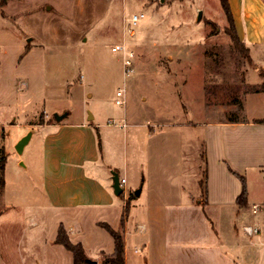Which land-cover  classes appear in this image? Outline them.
Segmentation results:
<instances>
[{
	"label": "rangeland",
	"instance_id": "obj_1",
	"mask_svg": "<svg viewBox=\"0 0 264 264\" xmlns=\"http://www.w3.org/2000/svg\"><path fill=\"white\" fill-rule=\"evenodd\" d=\"M135 13L144 17L131 26L129 18ZM226 27L219 0H13L0 6V158L6 156L0 171V264H21L23 259L26 264H45L41 238L47 236L43 210L48 200L40 145L47 129L37 124L53 120L55 113L68 112L64 122L94 125L98 153L97 127L103 131L100 126L108 120L137 124L128 128L139 130L134 140L128 135L124 139L123 129L108 128L118 139L115 149L106 152L120 163L111 168L120 178L123 158L127 163L139 158L145 165L146 134L154 124L183 136L195 135L190 143L183 137L179 154L170 150L164 154L188 158L180 168L181 184L186 192L197 189L206 194L207 167L202 139L197 137L202 127L197 123L264 115V106L258 114L245 106L252 91L241 84L244 68L247 81L260 77L235 49ZM120 43L133 54V72L127 77L122 51H111ZM255 59L264 70V54ZM219 77L227 82L213 86ZM123 87L126 103L118 106L116 91ZM185 118L193 123H185ZM31 129L19 154L15 145ZM194 174L196 185L191 180ZM259 174L260 180H248L254 199L264 195V171ZM124 175L128 182L123 189L133 194L131 204L140 203L144 194L136 196L134 190L142 188V173L138 185L127 169ZM255 202L259 211L252 212L248 203L241 213L258 227L254 239L264 241V202ZM235 225L236 229L230 228L240 240L245 235L240 222ZM6 247L14 248V256L7 255ZM61 261L66 264L64 257Z\"/></svg>",
	"mask_w": 264,
	"mask_h": 264
},
{
	"label": "crops",
	"instance_id": "obj_2",
	"mask_svg": "<svg viewBox=\"0 0 264 264\" xmlns=\"http://www.w3.org/2000/svg\"><path fill=\"white\" fill-rule=\"evenodd\" d=\"M228 2L236 33L248 48L252 62L260 67L255 57L264 54V0ZM4 13L2 16L7 17ZM246 73L248 68H244L242 85H260L259 74L260 80L251 82L247 81ZM218 79L220 82L214 81L213 86L223 87L226 79ZM202 85L205 95L207 81ZM245 106L258 114L264 106V92L252 90ZM262 119L264 115L235 116L197 123L202 127L197 137L202 139L207 167L205 195L197 189L186 192L181 184L180 168L188 158H168L164 154L167 150L179 154L183 139L186 137L185 141L190 143V137L195 135L183 136L174 129H161L159 123L149 127L145 165L139 164V158H130L129 163L123 158L122 164L121 178L126 177L127 169L136 185L140 184L142 173L140 195L144 194V198L138 204H131L129 191L122 188L123 194L119 196L112 188L111 168L120 163L108 158L106 151L115 147L118 138L108 128L116 125H109L107 121L100 126L104 128L101 132L97 127L98 153L94 149L92 124L63 120L37 124L47 129L40 145L44 193L48 200L43 210L47 236L41 238L45 264H62V257L66 264H73L71 252L54 242L60 224L72 243L82 245L87 258L102 264L105 255L113 252L114 241L99 222L107 223L114 230L120 229L122 222L124 264H264V241L259 236L254 239L259 229L257 233L247 234L244 227H258L247 223L241 213L248 203L253 212L255 201L264 202V195L254 199L248 183L251 177L260 180L259 173L264 171V122L258 121ZM126 124L124 128L116 127L123 129L124 139L128 136L136 139L139 130L128 128L137 124ZM232 171L243 176L246 182L244 205L238 203L241 181ZM191 180L197 184L195 174ZM261 181L264 194V179ZM260 209L258 206L257 211ZM237 222L246 238L239 240L237 232L230 228L236 229ZM33 224L37 226L39 222L33 221ZM5 250L7 255L14 256L13 247ZM28 256L30 261L31 253ZM23 261L21 264H26Z\"/></svg>",
	"mask_w": 264,
	"mask_h": 264
},
{
	"label": "trees",
	"instance_id": "obj_3",
	"mask_svg": "<svg viewBox=\"0 0 264 264\" xmlns=\"http://www.w3.org/2000/svg\"><path fill=\"white\" fill-rule=\"evenodd\" d=\"M6 0H0V6H2L5 3ZM220 6L225 14L226 21H227V27L225 28V33L229 36L233 46L235 49H237L241 54L245 56V58L248 60L249 64L255 68L258 71V74L262 77V82L257 87H251V91H263L264 92V71L262 68L258 67L256 64H254L250 58L248 48L245 46V44L239 39L231 10L229 7L228 0H219ZM2 15H5L2 13ZM210 23V22H208ZM28 50V49H27ZM26 50V51H27ZM55 121V119L51 120L50 122ZM261 122H264V119L258 120ZM38 124H43V122H39ZM6 162V156L3 155L0 158V171L1 173L4 170ZM238 179L241 181V193L238 197V203L239 205H244L246 196H247V188H246V182L244 180V177L233 172ZM0 182H2L0 178ZM123 193H120L119 196H122ZM132 193H130V197H132ZM99 226L103 227L113 238L114 241V250L111 254L105 255L104 260L102 261V264H124V242H123V235H122V222H121V228L118 230H114L111 228L107 223L105 222H99ZM54 242L57 244H61L66 250L70 251L72 254V260L73 264H89L87 262V256L83 250V247L80 243H72L67 235V232L62 224H60L57 228V234L54 239Z\"/></svg>",
	"mask_w": 264,
	"mask_h": 264
},
{
	"label": "built area",
	"instance_id": "obj_4",
	"mask_svg": "<svg viewBox=\"0 0 264 264\" xmlns=\"http://www.w3.org/2000/svg\"><path fill=\"white\" fill-rule=\"evenodd\" d=\"M144 15L143 13L140 14H133L130 18H129V23L132 25L136 24L141 18H143ZM130 35H133V31L130 30ZM111 51L116 52V51H122L123 53V58H122V63L124 66V76H128L133 72V54L132 51H130L124 44L120 43V44H116L114 46L111 47ZM125 96V88H118V90L116 91V99H115V104L118 106H122L125 104L126 99L124 98ZM109 125H116L119 126L121 128H124L127 126L126 122L123 120L121 123H116L113 120H108L107 122ZM119 184L120 186L123 188L124 184H125V178H121L119 180ZM258 210V206L257 205H253V212H256ZM244 231L247 234H252V233H257L258 232V228L253 227V226H246L244 227Z\"/></svg>",
	"mask_w": 264,
	"mask_h": 264
},
{
	"label": "water",
	"instance_id": "obj_5",
	"mask_svg": "<svg viewBox=\"0 0 264 264\" xmlns=\"http://www.w3.org/2000/svg\"><path fill=\"white\" fill-rule=\"evenodd\" d=\"M47 9H49V6H47ZM201 18V10L198 11L197 14V20L199 21ZM68 115V112H63L62 114H57L55 113L54 115V119L56 122H60L62 121L66 116ZM34 129H31L29 132H27L24 136H22L16 143L15 145V149L16 151L21 154L23 151L24 146L28 143L32 133H33ZM112 175V188L114 190V193L116 195H119L120 193H122V187L119 184V176L116 172L112 171L111 173ZM141 192V188H137L136 190H134V194L136 196H139ZM87 262L89 264H97L96 260L93 259H87Z\"/></svg>",
	"mask_w": 264,
	"mask_h": 264
}]
</instances>
